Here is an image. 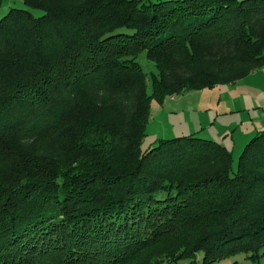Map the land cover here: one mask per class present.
<instances>
[{"label": "trees", "instance_id": "trees-1", "mask_svg": "<svg viewBox=\"0 0 264 264\" xmlns=\"http://www.w3.org/2000/svg\"><path fill=\"white\" fill-rule=\"evenodd\" d=\"M23 4L0 18V264L264 257V129L236 170L195 136L141 152L151 97L264 67V0Z\"/></svg>", "mask_w": 264, "mask_h": 264}, {"label": "rangeland", "instance_id": "rangeland-1", "mask_svg": "<svg viewBox=\"0 0 264 264\" xmlns=\"http://www.w3.org/2000/svg\"><path fill=\"white\" fill-rule=\"evenodd\" d=\"M11 8L24 9L23 0H0V18ZM31 12L37 18L42 15L37 10ZM137 62L149 77L158 76L145 52L138 55ZM147 87L146 93L151 97V84L148 83ZM150 101V118L141 141V152L157 146L159 139L195 136L220 143L231 153L232 167L236 170L245 145L264 129V67L236 82L186 91L181 95H167L162 100L151 97ZM210 264H264V257L253 261L248 254L238 253Z\"/></svg>", "mask_w": 264, "mask_h": 264}, {"label": "crops", "instance_id": "crops-1", "mask_svg": "<svg viewBox=\"0 0 264 264\" xmlns=\"http://www.w3.org/2000/svg\"><path fill=\"white\" fill-rule=\"evenodd\" d=\"M263 130V129H262Z\"/></svg>", "mask_w": 264, "mask_h": 264}]
</instances>
